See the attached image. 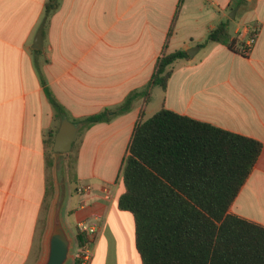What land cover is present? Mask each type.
Wrapping results in <instances>:
<instances>
[{
  "label": "crops",
  "instance_id": "0c3cea01",
  "mask_svg": "<svg viewBox=\"0 0 264 264\" xmlns=\"http://www.w3.org/2000/svg\"><path fill=\"white\" fill-rule=\"evenodd\" d=\"M48 5L55 6L49 15ZM221 23H228L236 47L247 44L252 31L256 42L243 54L207 41ZM164 47L167 53L199 49L172 65L166 89L156 87L148 104L137 100L131 111L83 133L78 166L80 180L88 183L75 184L71 207L67 183L63 208V222L76 242L70 264L80 246L81 222L98 228L91 264H142L134 216L118 205L125 191L118 175L136 123L163 107L262 142L231 210L264 226V0H0V264L44 260L55 200L51 131L61 123L46 89L73 122L117 107L146 87ZM157 92L158 108L149 114ZM86 148H92L90 157ZM85 186L91 189L79 190ZM111 214L125 224L118 228L123 258L94 250Z\"/></svg>",
  "mask_w": 264,
  "mask_h": 264
},
{
  "label": "trees",
  "instance_id": "16d2710c",
  "mask_svg": "<svg viewBox=\"0 0 264 264\" xmlns=\"http://www.w3.org/2000/svg\"><path fill=\"white\" fill-rule=\"evenodd\" d=\"M54 8L48 5L46 14ZM180 8L181 2L166 45ZM250 37H256V31ZM207 41L223 43L243 54L251 48L244 42L236 47L228 23L212 29ZM188 58L186 50L167 53L164 47L146 87L132 91L116 108L75 119L78 132L131 111L137 100L148 104L156 87L166 89L172 65ZM46 93L56 118L62 121L67 116L64 107L48 89ZM56 131H51V145ZM262 148L255 138L165 107L147 119L141 117L119 171L125 191L118 205L134 216L142 264H264V226L231 210ZM54 194L52 184L51 196ZM77 239L80 245L86 241L81 231Z\"/></svg>",
  "mask_w": 264,
  "mask_h": 264
},
{
  "label": "rangeland",
  "instance_id": "374dc122",
  "mask_svg": "<svg viewBox=\"0 0 264 264\" xmlns=\"http://www.w3.org/2000/svg\"><path fill=\"white\" fill-rule=\"evenodd\" d=\"M157 89H159V88H157ZM159 93H160V90H159ZM158 95H160V94H158V92H157V95L155 96L154 101L149 106V111H150L149 114H151V112H153V111L155 112L158 108V104L160 102V96L158 97ZM114 108H116V107H114ZM55 115H56V112H55ZM67 116H69V115L67 114ZM57 120H58L57 122L59 124L60 121H59V119H57ZM82 139H83V133L78 132L76 140L73 144L71 151L64 152V153H57V152H53V151L50 152L51 153V161H52V165H51L52 169H51L50 173L52 174V184L55 185V194H54V196H52V198L55 197V200L53 202L52 209L54 208L55 203H56V201L60 195L59 192L62 191L61 186H63V184H62L63 181L66 184V188H67V183L69 185L68 190H69V199H70L69 205H70V207L73 206L77 200V195L75 194V191H74L75 184H79V183L80 184H86V183H88V181L86 179L80 180V173H79V166H78L79 151H80ZM122 139H123V137H120V138H118V141L121 142ZM120 146L121 145L118 146L117 159H118L119 155H121V153H119ZM86 152L88 154H85V157H90L92 155L91 154L92 148H86ZM102 155L103 154H100V159H102ZM46 209H47V207H46ZM47 215H48V211L44 215V218H43L44 222L46 221ZM117 215L118 214H111L110 217H108L107 219L104 220V226H103V232H102L103 234L101 235V237L99 236L100 238L98 239L94 250L96 249L97 253H100V254L107 253L108 256H110L112 258H123L125 256L124 255L125 253H124L123 248H122V243L120 242L119 237H118V233H119L118 228L124 227L125 224L121 219H119V217ZM66 217H67V214H66ZM67 218H68L69 223L71 224L70 227L73 228L75 223L73 221L72 216L67 217ZM72 236L73 237L75 236V231H74V233H72ZM74 251H75V248H74ZM74 251H72L71 257L74 256V253H73ZM46 252H47V247H46V242H45L43 258L45 257ZM93 254H94V252H93ZM68 264H70V263H68Z\"/></svg>",
  "mask_w": 264,
  "mask_h": 264
},
{
  "label": "water",
  "instance_id": "95a60500",
  "mask_svg": "<svg viewBox=\"0 0 264 264\" xmlns=\"http://www.w3.org/2000/svg\"><path fill=\"white\" fill-rule=\"evenodd\" d=\"M41 41L42 30L39 31L37 37V44H39V47ZM198 49L199 47H193L188 50V53L194 56ZM78 130L79 127L74 122L64 117L54 138L53 151L57 153L71 151ZM62 184V191L59 192L60 195L52 212L51 226L46 240L47 252L41 264H68L71 260L72 251H74L73 238L63 222V208L67 188L64 181Z\"/></svg>",
  "mask_w": 264,
  "mask_h": 264
},
{
  "label": "built area",
  "instance_id": "2783aa9c",
  "mask_svg": "<svg viewBox=\"0 0 264 264\" xmlns=\"http://www.w3.org/2000/svg\"><path fill=\"white\" fill-rule=\"evenodd\" d=\"M256 42V37H250L248 39L247 45L250 47ZM90 186L80 187V191L90 190ZM106 193L108 190L106 189ZM79 229L81 232L86 233L87 239L84 244L78 247L75 254L74 264H91L93 258V245L96 240L98 228L95 225L89 224L87 222L79 223Z\"/></svg>",
  "mask_w": 264,
  "mask_h": 264
}]
</instances>
